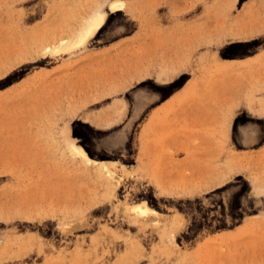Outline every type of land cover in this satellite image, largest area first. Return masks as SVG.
I'll return each instance as SVG.
<instances>
[{"label":"rangeland","instance_id":"1","mask_svg":"<svg viewBox=\"0 0 264 264\" xmlns=\"http://www.w3.org/2000/svg\"><path fill=\"white\" fill-rule=\"evenodd\" d=\"M0 264H264V0H0Z\"/></svg>","mask_w":264,"mask_h":264},{"label":"bare ground","instance_id":"2","mask_svg":"<svg viewBox=\"0 0 264 264\" xmlns=\"http://www.w3.org/2000/svg\"><path fill=\"white\" fill-rule=\"evenodd\" d=\"M116 2V1H115ZM117 7V5L115 6ZM104 23V16L99 12H94V14L89 18L84 25L81 27L80 31L76 36V41H81L84 39L88 34L94 32L97 28H99ZM76 152L86 156L84 150L82 148H76ZM110 171V170H109ZM139 204H134L133 207H139ZM141 207V206H140ZM141 209H143L141 207Z\"/></svg>","mask_w":264,"mask_h":264}]
</instances>
